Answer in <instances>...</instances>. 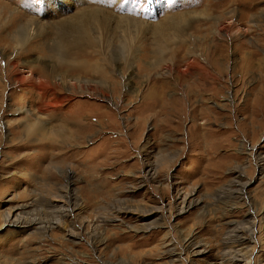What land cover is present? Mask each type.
Wrapping results in <instances>:
<instances>
[{
  "label": "rangeland",
  "instance_id": "rangeland-1",
  "mask_svg": "<svg viewBox=\"0 0 264 264\" xmlns=\"http://www.w3.org/2000/svg\"><path fill=\"white\" fill-rule=\"evenodd\" d=\"M251 222L264 264V0H0V264H221Z\"/></svg>",
  "mask_w": 264,
  "mask_h": 264
},
{
  "label": "bare ground",
  "instance_id": "bare-ground-1",
  "mask_svg": "<svg viewBox=\"0 0 264 264\" xmlns=\"http://www.w3.org/2000/svg\"><path fill=\"white\" fill-rule=\"evenodd\" d=\"M81 126L82 125L80 124V127ZM156 172L157 171L154 170L153 168H149L148 169V174H149L148 176H154L156 174ZM241 182H242L241 180L235 181V184H232L230 186V188L228 189V191L231 194V198H240L241 197L242 192H243L242 191L243 187L246 184V183H241ZM225 193L227 194V192H225ZM179 200H180V212L184 211L188 207H192L193 205H195V202H197V201H194L192 199V196L190 194L181 195L179 197ZM67 201H68V204L65 205V207H62L60 209L61 211L65 212L68 210L69 205H70V199ZM29 205L30 204H28V206ZM25 209H26V207L22 204V205L16 207L12 212H10L8 214V217H7L9 220H11L10 224L17 226V227H21V228L29 226L31 224V222H30L29 218L25 215V213H26ZM146 212L149 213L148 210H145L142 212V214H145ZM143 216H146V214ZM233 224L234 223H232V225ZM237 228H239V229H237ZM237 228L235 229V226H234L227 235L226 250L224 253V259L221 262V264H251L250 260H249V256H250L249 251H250V246L254 242V236H253L254 235V222H251V225H247V227L242 226V227H237ZM187 241H190L189 244L191 245L192 252H194L195 254H199V253L203 252L204 249H201V247H202L201 244L193 243V241L190 239H188ZM231 242H232V244H231Z\"/></svg>",
  "mask_w": 264,
  "mask_h": 264
}]
</instances>
